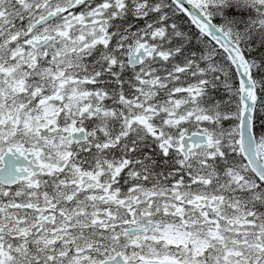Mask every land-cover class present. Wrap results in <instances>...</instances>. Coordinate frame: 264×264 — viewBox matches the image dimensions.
Masks as SVG:
<instances>
[{"label":"snow or ice","instance_id":"1","mask_svg":"<svg viewBox=\"0 0 264 264\" xmlns=\"http://www.w3.org/2000/svg\"><path fill=\"white\" fill-rule=\"evenodd\" d=\"M261 127L264 0H0V264H264Z\"/></svg>","mask_w":264,"mask_h":264},{"label":"trees","instance_id":"2","mask_svg":"<svg viewBox=\"0 0 264 264\" xmlns=\"http://www.w3.org/2000/svg\"><path fill=\"white\" fill-rule=\"evenodd\" d=\"M241 11L236 9L235 7H232V8H229L227 10V15L229 16H237V15H241ZM261 131H264V127H261V128H257V132H261Z\"/></svg>","mask_w":264,"mask_h":264}]
</instances>
